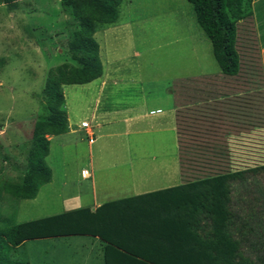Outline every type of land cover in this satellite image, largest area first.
<instances>
[{
  "label": "crops",
  "instance_id": "crops-1",
  "mask_svg": "<svg viewBox=\"0 0 264 264\" xmlns=\"http://www.w3.org/2000/svg\"><path fill=\"white\" fill-rule=\"evenodd\" d=\"M253 8L255 14L248 19L252 20V32L256 24L261 41L262 82H191L187 78L156 82L150 81L152 78H146L144 74H139L137 69L132 70L127 78L123 72L128 74L131 68L127 67L121 71L119 66L108 65L111 55L109 51L105 52L107 56L105 61L102 57V76L86 84H77V89H72V102L68 104L66 100L68 131L50 136L51 144L56 140L57 148L65 152L70 148L71 142L78 146L80 140H86L89 146V160L84 164V149L82 146L75 147V154L78 155L73 157H77V162L63 166L58 183H55L56 172L49 166L52 179L41 186L36 198L47 186L58 184L60 188L65 189V194H62L60 188L58 191L63 210L55 212L52 209L54 212L41 217L82 207L96 209L107 201L126 197L127 195L119 197L113 194L109 185L101 184L115 172L120 177L129 179L127 184L132 186L133 194L128 196L180 185L200 176L224 173L225 171H220L225 168L224 159L222 162L213 159L214 155L217 158V155L238 154L239 145L238 142L232 143L234 138L254 136V130H249V124L254 123L255 105L258 100H261L264 116V0H255ZM259 9H262L263 13H259ZM136 51L132 50L135 61L139 55L141 57V53ZM123 58L126 59V55ZM238 76L239 74L231 77L239 78ZM239 122L246 123L242 131H239ZM84 123L89 127L83 126ZM215 123L219 128L213 126ZM116 125L121 128L116 130L113 128ZM88 129H92V136ZM217 129L219 133L213 135ZM91 137L93 142H90ZM250 142L255 143V140ZM249 146L251 145L248 144L246 148H253ZM211 165L218 170L212 169ZM253 166L256 165L247 168L235 166L237 168L232 171ZM207 170L213 172L207 173ZM72 171L77 174L74 175ZM249 177L230 183L232 229L237 237H243L245 251L257 246V242L248 241L249 232H255L256 228L264 232L263 211L251 210L246 215H241L240 212L241 203L244 202L243 182L246 185L250 181ZM151 178L160 186L152 187ZM19 179L20 177L17 180ZM53 197H50L49 201ZM73 236L83 238L82 240L91 237L93 241L87 247L81 244L80 246L85 248L82 252L72 251L70 246L67 247L69 242L65 240ZM16 247V252L20 251L19 259L26 260L29 264H34L38 257L54 264H105L104 242L98 236L74 234L35 238ZM44 253H47V258ZM249 255L259 257L264 256V252H251Z\"/></svg>",
  "mask_w": 264,
  "mask_h": 264
},
{
  "label": "rangeland",
  "instance_id": "rangeland-1",
  "mask_svg": "<svg viewBox=\"0 0 264 264\" xmlns=\"http://www.w3.org/2000/svg\"><path fill=\"white\" fill-rule=\"evenodd\" d=\"M251 21L245 19L239 26L237 44L241 55L239 78L221 72L214 57L212 42L197 22L194 7L187 0H123L119 21L114 26L99 29L95 38L100 45L102 63V57L105 61L107 56L105 52L109 51L111 61L108 65L119 66L121 71L127 67L131 68L128 74L123 72L127 78L132 70L137 69L139 74H144L146 78H152L150 81L156 82H170L173 78H187L191 82L206 80L262 82L261 41L256 24L252 32ZM75 26L74 18L60 0H19L13 10L4 3L0 4V231L7 230L14 223L63 210L58 195L60 187L55 184L60 181L63 166L66 167V163L73 165L77 162V157L73 155H78L74 151L78 146L84 149L82 155L84 164L89 160V146L86 140H80L78 146L71 142L67 152L60 151L54 140L50 154L46 157L47 164L56 172L57 180L52 186H47L38 198L25 200L12 197L4 189L5 181L17 180L26 167L35 120L44 112L43 89L48 72L64 62L72 61L68 42ZM133 49L141 53V57L139 55L136 61L133 58ZM124 55L126 59L123 58ZM252 71L253 75L250 76ZM76 86L77 84H70L63 87L68 104L74 99L72 89ZM256 103L254 123L249 124L251 126L249 130L253 128L254 136L234 138L235 141L232 143L238 142V154L217 155V158L214 155L213 159H219L221 162L224 159L223 162L226 164L220 171H232L237 168L235 166L247 168L252 165H264V116L261 100ZM237 124L239 131L246 127V123ZM213 126L219 128L216 123ZM113 128L118 130L121 127L116 125ZM214 131L213 135L219 133L218 129ZM251 140H255V143L250 142ZM248 144L253 148H246ZM211 166L212 169H217ZM211 172L213 171L207 170V173ZM72 173L77 174L76 171ZM247 176H250V181L246 185L243 182L244 202L241 203V215H246L251 210L264 212V170L246 174ZM151 179L152 187L160 186L153 178ZM128 181L129 179H124L115 172L110 179L101 184L109 185L113 189V194L120 197L133 194L132 186L127 184ZM60 189L62 194H65L64 187ZM50 197H53L51 201ZM247 238L252 242L260 240L262 244L251 247L246 253L264 252L263 231L256 228L255 232H249ZM82 239L73 236L65 241L69 242L67 247L70 246L72 251L82 252L85 248L80 245L84 244L87 247L93 241L91 237ZM12 254L21 257L18 250ZM39 260L38 257L34 264H54L46 259L38 262Z\"/></svg>",
  "mask_w": 264,
  "mask_h": 264
},
{
  "label": "trees",
  "instance_id": "trees-1",
  "mask_svg": "<svg viewBox=\"0 0 264 264\" xmlns=\"http://www.w3.org/2000/svg\"><path fill=\"white\" fill-rule=\"evenodd\" d=\"M18 1L0 3L13 10ZM60 1L75 20L68 42L72 61L49 70L43 89L44 112L35 120L26 167L19 180L4 183V189L20 200L36 198L41 186L51 181L52 170L46 162L50 136L69 129L63 87L86 84L102 76L95 34L118 22L123 3ZM187 1L212 42L221 72L238 75L239 24L255 14V0ZM259 170H264V165L200 176L180 185L107 201L96 209L76 208L14 223L0 231V264H29L12 254L26 240L74 234L102 239L105 264H264V256L254 257L243 249V237H237L232 229L231 211V181ZM261 244L257 240V245Z\"/></svg>",
  "mask_w": 264,
  "mask_h": 264
},
{
  "label": "built area",
  "instance_id": "built-area-1",
  "mask_svg": "<svg viewBox=\"0 0 264 264\" xmlns=\"http://www.w3.org/2000/svg\"><path fill=\"white\" fill-rule=\"evenodd\" d=\"M83 126H85L86 128L89 127L87 123H84ZM87 131H88V133H89L91 136L93 135L92 129H88ZM93 141H94V139H93V137H91V138H90V142H93Z\"/></svg>",
  "mask_w": 264,
  "mask_h": 264
}]
</instances>
